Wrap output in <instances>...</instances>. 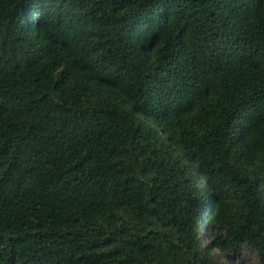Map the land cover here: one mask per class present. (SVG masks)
I'll return each mask as SVG.
<instances>
[{"label":"trees","instance_id":"1","mask_svg":"<svg viewBox=\"0 0 264 264\" xmlns=\"http://www.w3.org/2000/svg\"><path fill=\"white\" fill-rule=\"evenodd\" d=\"M243 249L264 264V0H0V264Z\"/></svg>","mask_w":264,"mask_h":264},{"label":"rangeland","instance_id":"2","mask_svg":"<svg viewBox=\"0 0 264 264\" xmlns=\"http://www.w3.org/2000/svg\"><path fill=\"white\" fill-rule=\"evenodd\" d=\"M203 190L204 189L201 188L202 192H204ZM198 232L202 242L205 243L206 239L204 232L201 230V228ZM229 256H230V260H229L230 264H258V259L256 254L246 249L241 250L240 254L238 255H235L232 252H230Z\"/></svg>","mask_w":264,"mask_h":264}]
</instances>
